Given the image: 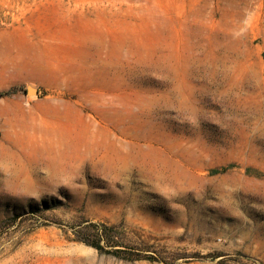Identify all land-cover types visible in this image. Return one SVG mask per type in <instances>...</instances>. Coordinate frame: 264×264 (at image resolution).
Returning a JSON list of instances; mask_svg holds the SVG:
<instances>
[{
    "label": "rangeland",
    "instance_id": "obj_1",
    "mask_svg": "<svg viewBox=\"0 0 264 264\" xmlns=\"http://www.w3.org/2000/svg\"><path fill=\"white\" fill-rule=\"evenodd\" d=\"M3 157L0 264H264V0H0Z\"/></svg>",
    "mask_w": 264,
    "mask_h": 264
},
{
    "label": "trees",
    "instance_id": "obj_2",
    "mask_svg": "<svg viewBox=\"0 0 264 264\" xmlns=\"http://www.w3.org/2000/svg\"><path fill=\"white\" fill-rule=\"evenodd\" d=\"M7 94V93H5ZM91 232H89L86 237H82L81 241L84 242L87 245H90L96 249L102 250V247L99 245V242L101 240L106 241V246H110L115 248L114 251H117L118 245L117 241H109L111 238H114L113 235L109 233L111 231V228L100 226V225H90ZM133 260V259H131Z\"/></svg>",
    "mask_w": 264,
    "mask_h": 264
},
{
    "label": "bare ground",
    "instance_id": "obj_3",
    "mask_svg": "<svg viewBox=\"0 0 264 264\" xmlns=\"http://www.w3.org/2000/svg\"><path fill=\"white\" fill-rule=\"evenodd\" d=\"M23 162V161H22ZM26 163V162H25ZM36 164V163H35ZM54 164V163H53ZM71 164V163H70ZM22 163L20 162V164H16L13 163V161H9L6 160L4 157L0 158V170L9 173L10 175H12V178H18V173L21 170V168H18L19 166H21ZM23 167V165H22ZM29 167V165H28ZM73 168V167H72ZM30 169V168H27ZM34 169V168H33ZM46 169V168H45ZM65 169V168H64ZM32 171V170H31ZM30 172V171H29ZM33 172V171H32ZM31 172V173H32ZM48 172V171H47ZM35 173V172H34ZM11 178V177H10ZM11 178V179H12ZM36 180V179H35ZM19 186V185H18Z\"/></svg>",
    "mask_w": 264,
    "mask_h": 264
},
{
    "label": "water",
    "instance_id": "obj_4",
    "mask_svg": "<svg viewBox=\"0 0 264 264\" xmlns=\"http://www.w3.org/2000/svg\"><path fill=\"white\" fill-rule=\"evenodd\" d=\"M27 93H28V94H36V91H35L33 88L28 87V88H27Z\"/></svg>",
    "mask_w": 264,
    "mask_h": 264
}]
</instances>
